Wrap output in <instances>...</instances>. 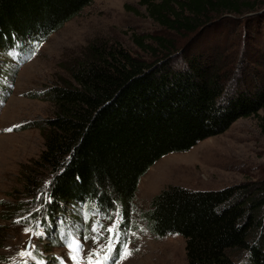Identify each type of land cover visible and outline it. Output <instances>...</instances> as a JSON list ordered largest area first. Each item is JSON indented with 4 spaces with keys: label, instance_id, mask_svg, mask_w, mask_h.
<instances>
[{
    "label": "trees",
    "instance_id": "obj_1",
    "mask_svg": "<svg viewBox=\"0 0 264 264\" xmlns=\"http://www.w3.org/2000/svg\"><path fill=\"white\" fill-rule=\"evenodd\" d=\"M92 1L0 0V52L20 57L2 75L13 84L35 50ZM138 4L158 27L183 37L202 34L216 16L243 12L252 13L244 17V35L245 25L248 37L251 31L264 35L258 0ZM132 40L151 61L95 41L67 67L68 79L43 93L54 115L38 127L43 150L34 164L52 174L40 223L57 231L55 247L71 233L87 232L86 220L106 224L118 211L126 231L140 179L156 162L224 133L239 119L258 118L264 109V76L236 64L220 45L205 54L177 50L159 36ZM250 42L242 53L264 67V38L256 46ZM10 89L1 88L0 105ZM259 121L264 134V117ZM149 219L157 237L184 239L187 264H235L234 251L247 253L244 264H264L263 179L216 191L167 187L152 199Z\"/></svg>",
    "mask_w": 264,
    "mask_h": 264
},
{
    "label": "rangeland",
    "instance_id": "obj_2",
    "mask_svg": "<svg viewBox=\"0 0 264 264\" xmlns=\"http://www.w3.org/2000/svg\"><path fill=\"white\" fill-rule=\"evenodd\" d=\"M258 1V12H264V0ZM138 3L139 0H93L35 50L18 71L13 84L2 71L20 57L15 59L12 53L7 58L3 51L0 52V94L3 93L1 88L12 87L10 97L0 105V264H19L18 253L28 247L30 239L37 248L36 260H30L29 264L40 261L43 264H72L68 250L52 245L57 231H47L40 223L44 219V202L49 200L52 174L35 167L34 162L43 150V133L38 127L54 115L53 105L43 93L50 86L68 79L67 67L81 59L90 43L118 44L145 61L152 58L136 47L132 40L134 35L163 37L174 41L177 50L187 49L191 53L203 49L206 54L220 45V52L234 58L236 64L241 62L240 66L264 76V67L252 64L242 53L243 48L247 49L246 42L250 44L252 40L256 46V42L264 38L252 31L248 37V25H245L244 35V17L251 18L252 13L221 14L207 24L208 28L202 34L183 37L154 24ZM214 21L216 23L210 25ZM261 117H264V109L259 111L258 118L239 119L224 133L198 143L189 151L164 156L147 171L140 179L132 219L124 234L132 255L122 264H187L182 237H157L154 234L149 219L152 199L170 186L216 191L245 181L264 180ZM69 216L71 214L66 215L71 219ZM96 221L86 220L88 231L79 232V235H90L85 242L80 239L84 247L81 255L86 260L88 254L104 243L102 240L93 243L92 228ZM101 224L105 226L104 222ZM25 227L42 231L44 235L37 238L25 234ZM231 257L235 264H244L247 253L234 251Z\"/></svg>",
    "mask_w": 264,
    "mask_h": 264
},
{
    "label": "snow or ice",
    "instance_id": "obj_3",
    "mask_svg": "<svg viewBox=\"0 0 264 264\" xmlns=\"http://www.w3.org/2000/svg\"><path fill=\"white\" fill-rule=\"evenodd\" d=\"M47 187V185H46ZM50 202V201H49ZM117 216L120 217L119 211ZM122 217L114 221L110 226L104 229V226L100 224L99 221H96L95 226L92 228V232L95 235L92 237L93 243H98L101 238V229L107 232V239L101 245V247L90 254L87 257V264H122L124 260L132 255V250L129 248V243L126 240L121 239V224ZM20 223V221H17ZM141 231H143L141 229ZM25 234H31L34 237H42L44 233L42 231H34L30 227L24 228ZM133 235H135L133 233ZM89 239L88 236L84 237V241ZM117 246H119V252L117 253ZM37 245L33 244L31 239L28 242V247L24 248L18 253L20 257L19 264H29V261H35V250ZM69 251L68 259L72 261V264H82V253L84 252L83 244L78 239H73L67 244ZM95 257V259H94ZM39 264H43V261H40ZM63 264V262H61Z\"/></svg>",
    "mask_w": 264,
    "mask_h": 264
}]
</instances>
